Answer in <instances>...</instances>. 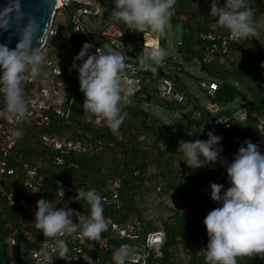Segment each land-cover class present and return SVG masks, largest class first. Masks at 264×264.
<instances>
[{"label": "built area", "instance_id": "2783aa9c", "mask_svg": "<svg viewBox=\"0 0 264 264\" xmlns=\"http://www.w3.org/2000/svg\"><path fill=\"white\" fill-rule=\"evenodd\" d=\"M183 1L184 6L181 5L180 0H177L175 14L170 20L174 24L186 26L185 38L178 40L175 46H167L168 35L161 37L150 31L139 33L129 30L125 23L116 21L111 15L115 7L114 2L107 5L104 0H59L57 16L63 17L65 11L70 16L71 30L61 34L54 23L49 38H63L64 47L73 62L86 42L93 46L91 49L93 53L97 49L100 53L110 51L122 53L128 65L122 79L130 81L128 85L131 89L130 93L139 91L144 85H152L157 90L162 103L169 102L183 107L189 106L193 101L179 78L186 73L185 62L196 63L201 70L204 66L212 71L215 66H228L243 60L247 66L255 67L260 74L264 73V67H261L264 63V39L260 40L258 47L248 46L249 38L234 42L229 39L228 31L218 26L210 16L211 0ZM220 2L222 6L224 0ZM104 13H106L105 17ZM186 40L190 41V48L187 47ZM152 46L166 48L171 53L155 74L150 70H140L137 58L145 47ZM245 46L248 47L245 53L238 55V51ZM46 47L43 50V55L46 57L43 69L47 76L38 80L30 79L24 85L25 96L35 101L34 105L32 103L28 105L26 119L17 121L15 118H0V197L6 199L9 207L15 212L25 213L34 226L35 213L38 210L37 202L40 199L50 200L58 208L75 210L77 215L72 217L74 223L79 222L78 217L85 220L90 218V206L85 201L74 199L77 190L80 189H95L103 198L105 210L122 211L123 179L119 175L109 176V163L100 167V174L90 178L87 184L78 181L74 187L66 188L67 184L73 182L67 170L80 168L81 160L73 156L101 159L110 153L113 159L123 161L126 139L122 133L117 132L112 133L110 140H104L97 136L98 131L102 129V123L96 124L94 120L92 126L87 128L84 126L86 117L75 116L77 113L74 106L79 98V91L70 84L78 81L77 72L61 63L49 60L45 54ZM199 86L211 98H214L221 89V84L216 79L201 81ZM57 93L64 96L63 103L56 102ZM41 102L44 103V107H40ZM2 108L3 104L0 102V109ZM206 110L213 117V134L222 135L223 141L236 155L239 151L238 147H235L234 140L225 137L224 133L247 121L249 107L243 105L228 114H222V108L218 104L210 103ZM255 121L258 124L260 140L258 145L264 152V117L256 115ZM14 130L21 131L22 136L15 138L12 135ZM26 147H29L33 154L28 159L25 155ZM220 160L218 158L215 163L220 165ZM209 166L212 168V165ZM201 168L190 169L183 165L179 167V173L184 181H188L194 178L193 172ZM134 176L141 178V170H134ZM143 183L149 189L151 182L147 177ZM19 184H21L20 188H18ZM212 184L224 185L225 191L231 186L226 165L221 167L213 179L202 182L203 194L217 208L219 204L211 196ZM26 185L36 192H32ZM62 187L64 198L59 196ZM153 190L159 195L162 192L160 186H155ZM69 197H72L76 204L65 203ZM104 217L108 224L107 230L103 232L106 235L100 236L93 243L87 238H81L79 232L47 238L36 228L35 232L43 235L44 239L38 241L29 236L30 232H24L26 241L19 242V230L13 228L6 241L10 249H14L20 243V256L38 264L39 257L36 253L42 248H47L51 252L56 246L57 239L66 242L67 251L63 256L60 254L61 250L53 253L51 257L53 264L72 262L113 264L103 261V257L111 250L112 239L123 241L122 246L127 245L131 248L132 255L127 261L129 264H146L151 256V249L161 240V235L163 234L165 238L163 229L149 231L150 225L157 223L154 210L147 211L144 217L134 219L123 220L108 215ZM23 226L27 225L23 224ZM143 237H145L144 242L141 241ZM148 246L151 248L145 249ZM202 249L199 250V255ZM154 250L161 256L160 246ZM261 264H264V258L261 259Z\"/></svg>", "mask_w": 264, "mask_h": 264}, {"label": "clouds", "instance_id": "9594fccd", "mask_svg": "<svg viewBox=\"0 0 264 264\" xmlns=\"http://www.w3.org/2000/svg\"><path fill=\"white\" fill-rule=\"evenodd\" d=\"M113 2L115 7L111 15L116 21L125 23L129 30L139 33L150 31L164 37L175 14L177 0ZM210 16L218 26L228 31L229 39L234 42L258 34L257 22L247 0H224L222 6L220 0H211ZM13 28L20 36L16 47L12 49L0 43V102L3 104L0 118L23 121L27 116L28 105L35 104V101L25 96V83L47 76L43 69L46 57L39 46H34V41L38 45L37 33L41 31V25L25 11L23 0H7L0 7V31L8 32ZM92 47L90 43H84L72 65L78 71L80 91L85 96L83 111L90 114V122L95 117L96 124L104 123L115 134L126 115L122 114L121 105L128 102L131 92L128 86L130 81L122 79L128 65L122 53H100L98 49L93 53ZM170 55L166 48L145 47L138 58V67L155 74ZM261 67H264V63ZM56 102L63 103L64 96L57 93ZM44 106L41 102L40 107ZM12 135L20 138L22 132L14 130ZM208 137L207 140L180 142L178 151L183 154V161L190 169L215 163L222 151L219 145L224 144L222 146L227 148L223 137L212 132L208 133ZM245 143L246 147L241 146L234 160L226 164L231 186L225 191L224 185H211L212 199L219 207L210 211L204 219L209 238L204 250L206 264H237V257L250 255L264 258V154L250 140ZM64 194L62 187L59 196L64 198ZM74 199L85 201L90 206V218L85 220L78 217L79 222L74 223L72 217L77 215L75 210L58 208L52 201L40 199L35 213V228L47 238L79 232L81 238L98 240L108 227L103 215V198L95 189H80ZM165 239L166 236L164 238L162 234L161 240L151 249V254L157 257L154 249L160 246L162 250ZM55 244L51 252L42 248L36 253L39 264H53L52 254L58 250H61V256L65 254L66 242L57 239ZM131 255L129 246H121L112 254L113 264H127Z\"/></svg>", "mask_w": 264, "mask_h": 264}, {"label": "trees", "instance_id": "16d2710c", "mask_svg": "<svg viewBox=\"0 0 264 264\" xmlns=\"http://www.w3.org/2000/svg\"><path fill=\"white\" fill-rule=\"evenodd\" d=\"M181 1V5L184 6L185 3L183 0ZM174 24V22H173ZM262 38H254L249 37L248 46L258 47L259 42ZM254 40V41H252ZM52 41L55 44H58L60 46L64 47L63 38H49L48 43ZM254 42V43H253ZM187 47L190 48V41L186 40ZM48 45V44H47ZM65 48V47H64ZM243 49V48H242ZM224 68V66H223ZM222 66H215L213 70L211 71L208 67L202 68V71L211 74L213 77L217 78L218 80H221V89L217 92L216 96L214 98H210L211 103L218 104L222 108V114H228L232 112L233 110L228 109V106L231 105L236 101L237 98L243 97L244 93L238 90H235L233 86H231V81L235 80L236 83L243 84L244 82L250 83L251 90L257 88L256 85H260L261 78L264 79V73L260 74L255 67H249L243 60H238L236 63L232 65L225 66L223 70ZM223 70V71H222ZM222 74V75H220ZM73 88H77L79 91V98L77 100L76 105L74 106V109L76 111V117L80 118L81 116L86 117V121L84 122L85 127L92 126L95 117H92V121H89V115L85 114L83 111V102L85 99L84 94L80 91V82L79 80L75 83L70 84ZM152 91H150L149 86L144 85L139 91L130 93L129 98L134 99L135 101L137 99L138 105H140V110L137 108L134 112V114H141V115H147L151 116L148 112L144 111L142 108L143 101H151V98L153 96H150ZM140 95L142 97H140ZM260 96L264 97V90H262L259 94ZM245 98V97H243ZM163 105L165 107H176L179 109L184 108L183 106H177L174 103H165L163 102ZM246 107H249L248 111V119L243 125L236 126L233 130H231V140H235L236 137V131L240 127L245 128V134H244V142L246 140V135L249 130V126L251 124V121H255V116H263L264 117V101L258 102V99L253 101L252 103H248L245 105ZM203 114L201 115L202 118L207 122V124L211 127L212 132L214 131L212 126V120L213 117L210 113H208L207 110H202ZM144 115V116H145ZM147 125V124H146ZM129 127H131V124L127 122H123L118 132L122 133L124 136L127 135L126 131L129 130ZM133 130V128H131ZM113 132L104 124L102 123V129L98 131L97 136L104 140H110L113 136ZM173 137L178 138L179 136L175 133H172ZM166 135V134H165ZM164 134L159 136L156 140L160 149L166 147L169 151H175L178 149V144H173V138L171 139V136H165ZM132 137V141L134 142L135 138H133V135H129ZM136 137V136H135ZM126 146L124 147V159L123 161H119L116 159H113V156L109 153L105 155L101 159H88L85 157H82L80 162V168L79 169H68L67 173L72 177V183L67 184L66 188H72L75 186V184L80 181L82 184H87L90 180V177L93 178V176L100 174V167H102L105 163H109V176H115L119 175L123 179V186L121 189V197L124 201V208L122 211H114L113 209L105 210L103 212V215H108L110 217L115 218H121L123 220L130 218L133 214L138 215V217H141V211L138 210L136 204H135V197L137 193L139 192V186L138 182L141 186L148 189L144 186V179L147 177L145 175H142L141 178L134 176V170H141L145 171L148 167L149 163V157L146 155H140L138 152V149L135 148L136 145L133 147L129 143V137L126 138ZM160 142H164L162 144V147L160 146ZM179 143V141H178ZM258 145V144H256ZM23 146V145H22ZM132 146V149L130 148ZM222 147V151L225 153V156L227 152H233V150H230V148H224L222 145H219ZM157 147V145H156ZM240 146L237 148L239 150ZM259 148V145H258ZM164 150V149H163ZM259 151L261 154H264L259 148ZM158 157L160 155L164 154V152L159 150ZM25 155L26 158L32 157V152L29 150V147L25 148ZM222 157V167H224L227 163H229L226 159V157ZM161 159V158H158ZM149 160V161H148ZM202 167L200 170L193 172L195 174L194 178L182 182V177L178 172H175L174 170H168L163 174V179L160 182L154 183L156 186H160L162 188L161 196L165 195L166 191H177L182 198V201L185 202L186 207L184 208L183 212H176L175 216H173V219L167 222L163 223V229L165 231V242L162 247L161 253L162 256L160 258H156L155 254H151V256L147 259L146 264H174L172 262V251L179 248L184 247L185 251H189L190 253V264H206V258H205V249L207 248L208 243V234L207 229L204 224V219L209 214L210 211L215 209V207L211 204V202L208 200V198L203 194L202 191V182L208 179H213L216 174L215 172H211V176L208 177V174L210 172H205ZM53 172V171H52ZM169 174V177L168 175ZM158 176H148L147 179L150 182L157 181L159 178ZM176 177V180L174 179ZM179 182H178V181ZM195 184V187L193 188L192 185ZM50 201V200H49ZM65 203H73L74 200L72 197L68 198V200L65 201ZM89 210V208H88ZM196 221H195V220ZM23 224H26L27 226L24 227ZM198 227L202 228L203 236L200 235L198 232ZM13 228H17L19 230V242L26 241V237L24 236V232H30L31 236H33L36 240L44 239L43 235H39L35 232V226L30 220L28 216H26L25 213H19L15 212L11 207H9L6 199L0 197V264H11V259H15L18 264H38L35 262H31L27 260L26 258H22L19 254V250L21 248L20 243L12 249V253L9 254L10 246L6 241V238L8 234L12 231ZM160 227L157 224H151L149 231L159 230ZM105 233H102L101 236H105ZM145 237L141 240L144 242ZM94 241H91L93 243ZM124 244L123 241L118 240H110V246L111 250L108 254H106L103 257V261L105 263L113 262L112 261V254L114 251H116L118 248H120ZM202 249L201 255H199V250ZM183 249V250H184ZM261 256H242L237 259V264H261ZM74 264V262L70 263ZM127 264H129L127 262Z\"/></svg>", "mask_w": 264, "mask_h": 264}, {"label": "rangeland", "instance_id": "374dc122", "mask_svg": "<svg viewBox=\"0 0 264 264\" xmlns=\"http://www.w3.org/2000/svg\"><path fill=\"white\" fill-rule=\"evenodd\" d=\"M105 3L112 4L113 0H104ZM248 7L252 10L254 14V20L257 22V36L254 38H262L264 39V0H247ZM86 22H89L86 18H84ZM70 16L64 11L63 17L57 16L55 21V28L61 33L65 34L67 32H70ZM186 30V26L183 24H173L170 21V27L167 31L168 38L166 40L167 46H175L177 41L185 38L184 32ZM254 41V40H252ZM254 43V42H253ZM248 47H244L242 50L238 51V55L241 53H245ZM45 54L48 57L49 60L61 63L66 68H70L71 70H74L77 72L76 69L72 67L73 60L71 59L68 50L64 48L63 46H60L58 44H55L54 42L50 41L46 47ZM139 58V57H137ZM184 68L186 70L185 74H182L179 78L182 82L183 87L187 90L188 93H190L193 101L189 106H185L182 109L176 108V107H165L160 100V98L157 95V90L152 86L149 85L150 91L153 92V97L151 98V101H143L142 108L144 111L148 112L151 116L147 115H141V114H134L133 111H135L137 108L140 110V105L137 103L134 99L128 100V102L123 103L121 105V112L125 115V122H129L131 124V127H129V130H127L126 138L129 137V143L133 145V147L136 145L135 148L138 149V152L140 155H146L150 159L149 163L147 164L148 167L145 171H141L142 175L145 176H158L159 178L157 181L151 182L149 189L144 188L141 186L138 182L139 186V192L137 193L135 197V204L138 208V210L141 211V215L144 217L147 211L154 210L156 213V220L157 225L160 227V229L163 228V223L170 221L173 219V216H175L176 212H183L184 208L186 207L185 202L182 201V198L180 197L179 193L177 191H166L165 195H159L157 191L153 190V188L156 186L154 183L160 182L163 179V174L167 172L168 170H174L175 172L179 171V167L181 166H188L185 161H183L184 157L181 152L176 149L175 151H169L164 148L160 149L156 140L159 136L165 135V136H171V139L173 138L174 143L173 144H179L181 141H191L195 142L196 140H202L205 136H208L209 132H212L211 127L205 122V120L202 118V110H206L208 105L211 103L210 98L207 96V94L200 88L199 82L201 81H211L215 80L221 83V80H218L217 78L213 77L211 74L206 73L202 71L199 67V65H196V63L192 62H185ZM223 68V67H222ZM225 68V66H224ZM223 68V70H224ZM222 70V71H223ZM222 75V74H220ZM79 80V78H78ZM75 83V82H72ZM231 86L235 90L241 91L244 93L245 98L240 97L237 98L234 103L228 106V109L233 110L236 108H239L243 105H246L250 102L255 101L258 99V102L264 101V97L260 96V92L264 90V79L261 78L260 85H256L257 88L251 90L250 83L244 82L236 83L235 80H232ZM151 96V95H150ZM140 97H142L140 95ZM147 124V125H146ZM133 128V130L131 129ZM179 136L178 138H174L173 134ZM213 133V132H212ZM129 135H133L135 138L134 142L131 140L132 137ZM223 137L220 134H214ZM231 135L230 131H227L224 133V136L227 137ZM136 136V137H135ZM231 137V136H230ZM251 141L253 144H259V133H258V124L256 121L252 120L251 124L249 126V130L246 135V141ZM179 141V143H178ZM223 141V139H222ZM240 144L239 146H245L246 143ZM164 142H160V145H162ZM135 144V145H134ZM157 145V147H156ZM221 149L222 147L219 146ZM132 149V146L130 147ZM164 149V150H163ZM159 150L164 152V154L160 155L158 157ZM223 150V149H222ZM226 157L227 161L230 163L234 160L235 153L234 152H227L226 156L223 151L220 152L219 158L220 165L217 163L210 164L212 165V168L209 165L204 166L203 170L205 172H210L208 174V177H210L212 174L211 172H215L217 174L222 165V157ZM75 159H82V157L79 156H73ZM161 158V159H158ZM169 177V174H167ZM91 178V177H90ZM176 180V177H174ZM182 182H184L183 179H181ZM178 181V180H177ZM179 182V181H178ZM21 187V184H19L18 188ZM192 187H195V184L192 185ZM138 217V215L133 214L130 216V218L134 219ZM195 220V219H194ZM196 221V220H195ZM198 232L200 235L203 236V231L201 227H198ZM31 236V234L29 235ZM33 238V236H31ZM184 247H179L172 251V262L174 264H190V253L189 251H185ZM12 253V249H9V254ZM156 253V252H155ZM156 258H160L159 255H157ZM11 264H18L15 259H11Z\"/></svg>", "mask_w": 264, "mask_h": 264}, {"label": "water", "instance_id": "95a60500", "mask_svg": "<svg viewBox=\"0 0 264 264\" xmlns=\"http://www.w3.org/2000/svg\"><path fill=\"white\" fill-rule=\"evenodd\" d=\"M25 11L30 13L37 22L41 25V31L37 33V43L34 41V46H39L42 51L48 43L49 34L55 23L56 16L59 9V0H23ZM7 0H0V7L5 5ZM106 13H104V17ZM20 39L16 33L15 28L8 32L0 31V43L7 44L14 49ZM162 73V70H160ZM245 128L240 127L236 132L237 140H234L233 145L238 147L244 142ZM224 146V144H222Z\"/></svg>", "mask_w": 264, "mask_h": 264}, {"label": "crops", "instance_id": "0c3cea01", "mask_svg": "<svg viewBox=\"0 0 264 264\" xmlns=\"http://www.w3.org/2000/svg\"><path fill=\"white\" fill-rule=\"evenodd\" d=\"M196 65H198V64H196ZM199 67H200V66H199ZM200 69H201V68H200ZM235 134H236V133H235ZM205 137H206V136H205ZM205 137H204V138H205ZM207 137H208V136H207ZM227 137H228L229 139H231V138H230V135H229V136H227Z\"/></svg>", "mask_w": 264, "mask_h": 264}, {"label": "flooded vegetation", "instance_id": "af4514ba", "mask_svg": "<svg viewBox=\"0 0 264 264\" xmlns=\"http://www.w3.org/2000/svg\"><path fill=\"white\" fill-rule=\"evenodd\" d=\"M237 131H238V130H237ZM237 131H236V132H237Z\"/></svg>", "mask_w": 264, "mask_h": 264}]
</instances>
